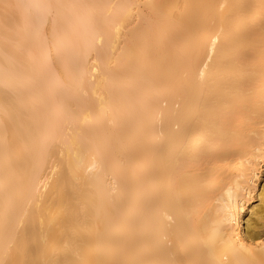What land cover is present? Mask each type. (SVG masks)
<instances>
[{
    "label": "bare ground",
    "instance_id": "obj_1",
    "mask_svg": "<svg viewBox=\"0 0 264 264\" xmlns=\"http://www.w3.org/2000/svg\"><path fill=\"white\" fill-rule=\"evenodd\" d=\"M0 264H264V0H0Z\"/></svg>",
    "mask_w": 264,
    "mask_h": 264
}]
</instances>
